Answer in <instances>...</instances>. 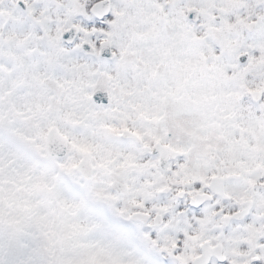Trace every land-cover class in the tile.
Here are the masks:
<instances>
[{
    "label": "snow or ice",
    "instance_id": "obj_1",
    "mask_svg": "<svg viewBox=\"0 0 264 264\" xmlns=\"http://www.w3.org/2000/svg\"><path fill=\"white\" fill-rule=\"evenodd\" d=\"M0 264H264V0H0Z\"/></svg>",
    "mask_w": 264,
    "mask_h": 264
}]
</instances>
